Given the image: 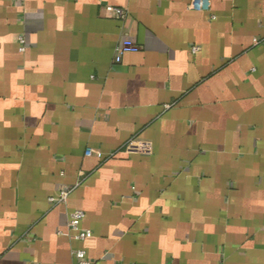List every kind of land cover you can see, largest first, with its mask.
<instances>
[{
    "label": "crops",
    "instance_id": "1",
    "mask_svg": "<svg viewBox=\"0 0 264 264\" xmlns=\"http://www.w3.org/2000/svg\"><path fill=\"white\" fill-rule=\"evenodd\" d=\"M106 1L0 0V264H264V0Z\"/></svg>",
    "mask_w": 264,
    "mask_h": 264
},
{
    "label": "built area",
    "instance_id": "2",
    "mask_svg": "<svg viewBox=\"0 0 264 264\" xmlns=\"http://www.w3.org/2000/svg\"><path fill=\"white\" fill-rule=\"evenodd\" d=\"M25 0H14L16 4H21ZM101 15L105 18L117 20V21H125L128 17V13L125 8L113 5L106 0H97ZM190 6L195 10H209L210 9V0H191ZM19 44V50H25V38L24 36H19L17 38ZM140 50L139 46L134 43L130 38H124L116 47H115V56L114 61L116 63H120L122 57L126 53H135ZM198 50L197 47H193L192 51L196 52ZM122 152L127 154L138 153L144 155H150L153 152V146L148 141L142 140H131L129 141ZM86 155H96L99 158H102L103 155L99 150L88 149L85 153ZM70 192L69 188L61 191L59 197L56 201L65 202L67 196ZM84 218V212L81 210H73L67 214V232L70 237L77 241H85L92 236V233L88 229H83L81 227V222ZM73 264H93L91 260L86 257V254L83 250H76L73 252Z\"/></svg>",
    "mask_w": 264,
    "mask_h": 264
}]
</instances>
